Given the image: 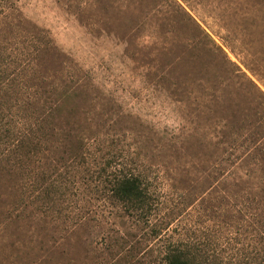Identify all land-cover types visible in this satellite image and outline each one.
Listing matches in <instances>:
<instances>
[{
  "label": "rangeland",
  "instance_id": "rangeland-1",
  "mask_svg": "<svg viewBox=\"0 0 264 264\" xmlns=\"http://www.w3.org/2000/svg\"><path fill=\"white\" fill-rule=\"evenodd\" d=\"M2 5L0 122L37 153L0 154V264H92L81 247L122 228L107 199L124 175L182 239L251 227L235 210L264 211V0ZM51 183L42 216L31 189Z\"/></svg>",
  "mask_w": 264,
  "mask_h": 264
},
{
  "label": "trees",
  "instance_id": "trees-1",
  "mask_svg": "<svg viewBox=\"0 0 264 264\" xmlns=\"http://www.w3.org/2000/svg\"><path fill=\"white\" fill-rule=\"evenodd\" d=\"M4 6L2 5L0 14L4 13ZM8 8L13 7L7 5L5 9ZM7 124L1 125L0 122V145L4 147L0 154L7 155L6 160L10 161L9 163L11 160L16 161L13 165L20 168L25 158L29 159L30 154L32 156L37 153V150L29 148L28 144L37 136L31 130L14 131L7 127ZM57 188L58 186L51 183L41 191L34 185L31 189L33 198L27 206L42 212V216H50L54 209L41 202L40 196L41 193H57ZM111 191L112 195L107 201L109 200V205L117 211L110 213L120 219L122 228L114 230L113 235L103 234L97 240L80 246L85 253L96 252L92 264H264V211L259 214L256 209L250 210L249 206L235 210L238 223L240 220L243 224L249 222L251 227L231 229L225 239L211 235L197 240L182 239L181 234L176 236L168 229L169 223L164 220L166 216L159 215V202L149 194L148 187L140 175H124L114 183ZM57 213L60 214L59 211ZM60 215L55 218L60 219ZM76 216L77 221H72L71 226L64 229L76 239L84 233L87 222L93 221L99 225L105 221L101 213L89 218ZM7 217L9 219L10 215ZM70 217L65 215L66 219ZM253 224L255 225L252 226ZM80 263L86 264L85 261Z\"/></svg>",
  "mask_w": 264,
  "mask_h": 264
}]
</instances>
